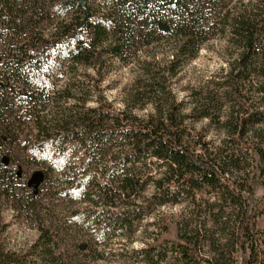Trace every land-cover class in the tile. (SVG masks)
I'll return each instance as SVG.
<instances>
[{"label":"trees","instance_id":"trees-1","mask_svg":"<svg viewBox=\"0 0 264 264\" xmlns=\"http://www.w3.org/2000/svg\"><path fill=\"white\" fill-rule=\"evenodd\" d=\"M203 1L0 0V48L20 30L15 49L0 52V95L29 122L19 145L38 168L37 199L48 187L50 198L78 206L69 216L97 248L134 235L157 209L184 204L179 223L154 221L140 251L144 264H264V0H254L252 13L239 4L235 15H220L223 0ZM205 1L217 15L203 13ZM214 19L226 67L184 109L172 80L209 39ZM155 35L173 41L170 56L141 62L136 51ZM117 63L131 68L122 109L101 87ZM78 68L99 79L77 76ZM190 119L208 121L219 143L210 148L192 137ZM8 167L0 157V185L19 177L7 176ZM34 207L30 200L20 210ZM35 228L23 255L0 244V264H65L56 235L39 220Z\"/></svg>","mask_w":264,"mask_h":264},{"label":"rangeland","instance_id":"rangeland-1","mask_svg":"<svg viewBox=\"0 0 264 264\" xmlns=\"http://www.w3.org/2000/svg\"><path fill=\"white\" fill-rule=\"evenodd\" d=\"M25 2V0H19ZM38 1V0H37ZM198 4L203 0H193ZM225 8L220 10V15L229 12L230 15H235L238 12V5L246 6L247 13H252V5L254 0H223ZM204 2V1H203ZM199 5H197L198 7ZM254 6V5H253ZM212 6L205 1L203 13L207 14L211 11ZM216 9V8H215ZM24 12V9L21 12ZM211 13H214L211 11ZM30 14L21 17L20 24L27 23L24 18H28ZM213 15H217L215 12ZM219 16L218 19H219ZM41 27L49 28V21L40 24ZM207 33L211 34L209 39L204 42L201 49L196 53L195 57L172 80L173 94L178 102L183 104V108L191 101L193 92L196 91L200 85L209 82L212 79L220 78L222 72L226 67L225 62L219 54V40L217 36H212L213 33H220L221 26L218 20H212L209 25ZM48 30L46 32H48ZM14 36L6 40L5 46H1L0 52L13 51L20 30L14 31ZM150 45L141 51H136L135 56L141 62L147 60H154L157 64L162 62L165 54L172 51L173 41L153 36L148 39ZM132 45V44H131ZM144 51V52H143ZM170 56V54L168 55ZM152 58V59H151ZM155 58V59H154ZM168 59V58H167ZM161 65L163 63H160ZM160 65V66H161ZM115 71L109 74L102 83V89L105 98L115 109H122L121 106V91L125 85L131 80L130 66L115 64ZM136 71V69H134ZM89 75L93 80H98L95 71L89 69L86 72L83 69H77L75 74L82 77V75ZM134 75V74H132ZM17 85L13 84L11 89L16 90ZM142 109L140 115H146L147 110ZM18 103L11 100L10 96L3 93L0 95V112L4 111L0 116V157L5 159L9 164L6 170L7 176L14 172H18V178H5L0 185V193L4 192L3 187L8 190L11 195L8 200L0 195V244L3 249L15 254L23 255L27 250H30L37 239L36 223L37 220L45 227H48L51 232L56 235V253L57 251L65 254V264H144L140 251L144 248L145 243L156 232L154 221L159 219L164 222L179 223L182 219L187 217L188 210H185L184 204L169 205L157 209L153 216L147 217L137 233L130 235L124 239H112L107 241L103 247L97 248L94 242L89 237L83 226L78 225L74 218L69 216V213L74 211L78 206L69 205L67 202L58 201L56 196L47 195L49 188L42 187L40 195L37 199V171L32 158L20 147V141L29 134V122L19 114ZM188 112H184L187 114ZM24 115V114H23ZM13 125L10 126V125ZM187 125L191 131L192 137L202 139V143H206L209 147H215L220 141V135L211 129L208 121L188 120ZM250 142V140L248 141ZM152 167V166H150ZM157 178V174H152ZM6 176V175H5ZM53 180V177L51 178ZM28 186L30 187H27ZM2 187V188H1ZM150 190V189H149ZM33 193V198L29 197ZM146 193V192H145ZM151 193L148 191L147 195ZM263 190L258 187L256 190V198H260ZM46 195V198L44 196ZM145 196V195H144ZM35 203L34 213L22 212L20 208L29 203ZM40 205L37 210V206ZM84 244L86 251H79V245ZM83 246V248H84ZM99 256L100 258H97ZM242 261L239 257L238 262Z\"/></svg>","mask_w":264,"mask_h":264}]
</instances>
